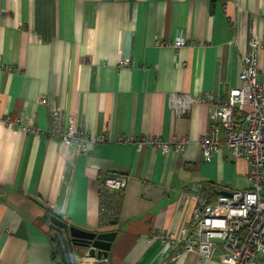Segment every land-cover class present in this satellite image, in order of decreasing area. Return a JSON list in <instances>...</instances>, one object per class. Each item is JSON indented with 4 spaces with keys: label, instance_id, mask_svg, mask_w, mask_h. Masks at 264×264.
<instances>
[{
    "label": "crops",
    "instance_id": "0c3cea01",
    "mask_svg": "<svg viewBox=\"0 0 264 264\" xmlns=\"http://www.w3.org/2000/svg\"><path fill=\"white\" fill-rule=\"evenodd\" d=\"M252 28L264 36V0H0V118L15 122H0V264H55L52 215L117 232L106 264H162L175 251L161 236L190 227L197 186H214L211 201L248 189L244 161L224 148L203 157L210 107L177 118L169 97L239 87ZM181 34L190 45L156 46ZM55 108L65 126L74 117L106 142L82 155L50 138ZM26 122L35 132H21ZM126 136L189 143L164 154ZM115 173L128 185L117 224L102 226L100 183ZM223 255L185 253L174 264H221Z\"/></svg>",
    "mask_w": 264,
    "mask_h": 264
},
{
    "label": "built area",
    "instance_id": "2783aa9c",
    "mask_svg": "<svg viewBox=\"0 0 264 264\" xmlns=\"http://www.w3.org/2000/svg\"><path fill=\"white\" fill-rule=\"evenodd\" d=\"M190 45L181 34L174 41L158 40L157 47L172 46L180 49ZM119 66H128L121 61ZM0 67H4L1 65ZM241 85L229 90L226 97L213 93L190 95L173 93L169 107L177 118L188 116L196 106L211 109L208 133L198 140L206 162H210L223 148L234 161L242 160L248 165L249 188L245 190H219L211 201L213 185L196 187V206L190 227L180 236L166 233L163 243L174 249L171 258L162 264H174L185 253H196L202 260L215 257L219 248L224 252L221 264H264V36L251 29L248 53L243 58L239 75ZM42 104H48L42 99ZM0 122L15 123L10 118ZM60 109H53V126L47 132L64 146L78 144L82 155H87V144L106 142L105 136H89L77 127L74 117L67 125ZM28 134L30 123L20 125ZM38 132V131H37ZM122 142L135 143L139 151L152 146L164 154L172 150L180 153L189 143L188 139L175 138L164 141L160 137L136 138L126 136ZM129 176L115 173L104 176L100 183V216L102 225L117 219L128 185ZM84 264H106L105 260L91 258Z\"/></svg>",
    "mask_w": 264,
    "mask_h": 264
},
{
    "label": "water",
    "instance_id": "95a60500",
    "mask_svg": "<svg viewBox=\"0 0 264 264\" xmlns=\"http://www.w3.org/2000/svg\"><path fill=\"white\" fill-rule=\"evenodd\" d=\"M113 221L111 225H116ZM49 228L62 264H83L85 260L97 257L108 258L111 244L117 232H90L69 225L62 218L52 215Z\"/></svg>",
    "mask_w": 264,
    "mask_h": 264
},
{
    "label": "trees",
    "instance_id": "16d2710c",
    "mask_svg": "<svg viewBox=\"0 0 264 264\" xmlns=\"http://www.w3.org/2000/svg\"><path fill=\"white\" fill-rule=\"evenodd\" d=\"M113 221H117V219H115ZM113 221H110L108 224H105V225H102V226H109ZM54 246H55L54 247V260H55V264H62L61 258H60V255H59V252H58V249H57L55 240H54Z\"/></svg>",
    "mask_w": 264,
    "mask_h": 264
}]
</instances>
